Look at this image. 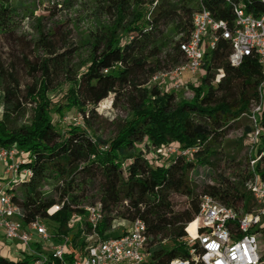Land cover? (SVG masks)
<instances>
[{
  "label": "trees",
  "instance_id": "trees-1",
  "mask_svg": "<svg viewBox=\"0 0 264 264\" xmlns=\"http://www.w3.org/2000/svg\"><path fill=\"white\" fill-rule=\"evenodd\" d=\"M22 2L0 0V145L27 152L24 166L32 176L11 189L13 202L22 208L23 224L35 218L56 223L59 233L72 242L65 257L71 261L97 236H119L112 233L115 220L139 219L148 237V257L140 264H171L189 259L187 231L195 235L201 195L238 212L257 207L246 186L252 177L249 162H235L223 147L227 134L249 120L248 113L260 99L257 124L264 130V73L257 59L245 57L232 66L230 42L220 38L205 52L198 83L189 84L194 90L191 100L178 99L173 90L150 82L158 71L186 61L179 43L191 34L198 0H102L109 20L92 35L88 59L76 68L72 63L78 51L69 45V30L61 28L62 23L48 29L42 25L54 10L36 19L35 37L18 32ZM202 3L214 18L232 24L230 5L223 0ZM243 4L255 16L264 11L260 0ZM63 86L65 94L53 103L48 94ZM109 95L113 107L127 110L125 119L98 114V104ZM27 107L29 121L13 127V115ZM73 108L83 126L60 132L54 113L59 116ZM102 122L115 126L108 139L90 134ZM259 141L264 147L262 135ZM170 143L181 150L161 156L160 163L146 158L149 145ZM186 149L190 153L182 154ZM260 151L258 147L256 153ZM198 166L213 171L211 182L198 185L191 178ZM255 170L264 180V158ZM177 195L185 197L182 205L175 202ZM96 203L103 216L93 230L84 207ZM53 205H60L59 210L48 214ZM75 215L80 222L69 225ZM256 231L264 236V224ZM37 258L0 255V264H32Z\"/></svg>",
  "mask_w": 264,
  "mask_h": 264
},
{
  "label": "built area",
  "instance_id": "built-area-1",
  "mask_svg": "<svg viewBox=\"0 0 264 264\" xmlns=\"http://www.w3.org/2000/svg\"><path fill=\"white\" fill-rule=\"evenodd\" d=\"M230 5L233 21L228 24L225 20L213 17L202 0H198L199 8L193 15V29L189 38L179 43L186 61L172 69L155 73L150 82L158 84L168 82L169 86L179 89L183 84V75L199 73L205 52L215 47L218 39L230 42L231 51L228 61L232 66H239L245 57L254 56L264 73V11L258 15L247 12L243 0H223ZM264 4V0H260ZM166 83L163 88L168 87ZM162 88V87H161ZM260 102L248 113L253 124L254 134L258 140L264 137V130L257 124V113ZM166 155L177 152L174 147H166ZM182 154H189L190 150H182ZM27 152L15 146L0 145V165L3 167V177L0 178V233L7 240L21 247L22 253L34 254L38 258L32 264H140L148 257L146 251V226L142 220L129 222V229L119 236L100 239L85 246L75 259L65 257L71 251L68 236L63 237L58 244L50 245L46 254H39L34 249L39 243L45 249L50 235L41 218H35L23 224L22 208L13 202L11 189L20 186L32 176V171L24 166ZM264 158V151H260L249 159L251 179L246 183L257 207L248 212H238L232 206L220 203L208 194L199 199V211L196 216L198 224L195 235L188 231L186 239L189 245L188 260L175 259L171 264H260L262 254L259 247L257 228L264 224V180L255 170L256 163ZM1 181H4L2 184ZM60 205H53L47 210L48 214L58 211ZM86 221L94 230L102 219L100 204L84 207ZM80 222L78 216L69 220V225ZM196 244L197 246H194Z\"/></svg>",
  "mask_w": 264,
  "mask_h": 264
},
{
  "label": "rangeland",
  "instance_id": "rangeland-1",
  "mask_svg": "<svg viewBox=\"0 0 264 264\" xmlns=\"http://www.w3.org/2000/svg\"><path fill=\"white\" fill-rule=\"evenodd\" d=\"M20 14L22 15L18 18V32L27 35L28 37L36 36V19L44 14L47 9L54 10V13L42 22V25L45 28H51L60 23L61 28H67L69 30V45L74 46L78 53L76 54L73 60V67H78L81 61L85 62L88 59L90 53V44L89 40H92V35L97 31L98 27L101 24L107 23L109 20L108 14L102 9V0H71L67 2L66 0H23ZM198 75H190L188 73L183 75V84L179 89H174L169 86L168 82L162 83L159 87H162L168 83V87L176 93L178 99L191 100L194 96V90L189 84L198 83ZM67 86H63L61 90H57L49 93V99L53 103H57L66 92ZM112 95H109L97 106L98 114L101 117L109 116L110 119H125L127 115V110H124L121 106L113 107L111 105ZM2 114V104H1V93H0V119ZM54 119L56 121V127L61 132L66 127L70 126H83L81 122L80 113L73 109H66L61 115L54 113ZM31 117V110L27 107L23 114H14L13 119L10 121L13 127H19L29 121ZM248 117V116H247ZM104 125L93 132H90L92 137H101L102 139H108L114 134L115 126L111 122H102ZM249 126L252 128L251 131L246 132L245 127ZM254 128L252 122L247 119L241 121L237 124L224 138L223 147L224 153L229 154L232 157H235V162H239L242 165H245L250 156H253L256 150L261 148V151H264V147L260 144V141L255 137ZM149 145V144H148ZM174 147L176 150H181L178 144L170 143L163 146H148L149 148L145 149L146 158L158 162H161V156L164 157L166 152L163 150L166 147ZM214 176L213 171L207 166H198L191 172V178L198 184L202 185L205 182H211ZM3 177V167L0 165V178ZM3 184L4 181H1ZM197 193L200 195L201 189L197 190ZM175 202L178 205H182L185 201L183 196H175ZM45 227L50 235V240L46 242L45 249H42L41 246H37L35 249L36 252L43 255L47 253V248L50 245L58 244L62 241L63 236L59 233L58 225L48 220H43ZM130 227V223L121 220H115L113 222L112 233L114 235H120L121 233L126 232ZM87 240V238H86ZM259 247L261 254L263 256L262 263L264 264V236L258 234ZM165 243H168V239L164 240ZM72 244V242H71ZM27 253H22L21 247L16 243L7 241L0 234V255L6 256L8 258H15L26 256Z\"/></svg>",
  "mask_w": 264,
  "mask_h": 264
},
{
  "label": "crops",
  "instance_id": "crops-1",
  "mask_svg": "<svg viewBox=\"0 0 264 264\" xmlns=\"http://www.w3.org/2000/svg\"><path fill=\"white\" fill-rule=\"evenodd\" d=\"M1 234V233H0ZM51 264H54V263H51Z\"/></svg>",
  "mask_w": 264,
  "mask_h": 264
},
{
  "label": "bare ground",
  "instance_id": "bare-ground-1",
  "mask_svg": "<svg viewBox=\"0 0 264 264\" xmlns=\"http://www.w3.org/2000/svg\"><path fill=\"white\" fill-rule=\"evenodd\" d=\"M191 229H193V228H191ZM194 236V235H193Z\"/></svg>",
  "mask_w": 264,
  "mask_h": 264
}]
</instances>
